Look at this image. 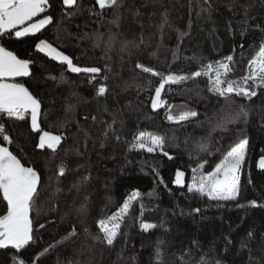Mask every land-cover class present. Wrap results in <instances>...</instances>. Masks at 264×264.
I'll list each match as a JSON object with an SVG mask.
<instances>
[{"label":"trees","instance_id":"trees-1","mask_svg":"<svg viewBox=\"0 0 264 264\" xmlns=\"http://www.w3.org/2000/svg\"><path fill=\"white\" fill-rule=\"evenodd\" d=\"M46 14L53 23L35 36L0 38V46L30 61V75L14 82L40 101L41 129L62 137L54 152L41 149L28 115L16 120L0 114L12 141L0 137V146L41 178L30 213L33 241L20 252L0 249V264H13L14 255L25 264H264V169L257 166L264 157V89L225 102L208 91L205 76L166 85L162 99L174 114L182 106L198 113L174 124L165 108L151 109L161 77L137 67L190 74L232 55L229 78L239 80L264 43V0H121L118 9L103 10L96 0H78L72 9L49 0ZM40 39L74 65L100 73L68 71L36 50ZM101 86L103 96L97 94ZM241 106L246 119L213 131L225 113ZM141 131L164 136L169 155L133 149ZM240 138L249 144L237 199L188 192L192 169L203 163V172L213 171ZM177 170L185 173L184 187L174 183ZM133 192L140 198L110 246L99 222ZM5 211L0 194V215ZM142 222L157 227L145 232Z\"/></svg>","mask_w":264,"mask_h":264},{"label":"snow or ice","instance_id":"snow-or-ice-1","mask_svg":"<svg viewBox=\"0 0 264 264\" xmlns=\"http://www.w3.org/2000/svg\"><path fill=\"white\" fill-rule=\"evenodd\" d=\"M96 3L102 10L106 8L118 9L121 6V0H96ZM48 5L49 0H0V38L14 35L15 38L19 39L35 36L37 33L42 32L43 29L53 23V17L46 14ZM63 5L72 9L78 5V0H63ZM42 13H45L42 18L36 19L41 17ZM72 14L68 13V15ZM118 19L117 16L113 23H117ZM99 39V36H97L98 43ZM35 48L51 59L67 65V70L72 73L99 74L101 71L98 67H78L74 65L73 60L68 55L58 51L43 39L39 40ZM233 60V56L228 55L223 61H217L215 67L210 63L190 74L169 72L165 75L153 68L144 67L142 64H137V67L142 68L146 73L150 72L153 76L161 77L159 86L155 88V94L150 102L151 109L156 111L165 108L166 119L170 123L180 124L181 122L190 121V118L197 117L198 113L182 106L181 110L174 114L172 106L167 105V101L162 99V92L165 90L166 85H179L189 79L205 76L208 77V91L214 96L222 98L225 102L232 101L233 97L251 99L257 95L258 90L264 89V43L259 46L258 51L249 60L248 73L239 80L229 78V74L233 71L231 67ZM29 64V60L20 59L13 51L0 46V114H6L7 117L16 120H24L25 114L30 112L32 131L40 134L38 147L41 149L47 147L54 152L62 137L52 135L41 129L38 123L40 101L23 84L14 82L17 77L30 75ZM213 71L215 72L214 77L210 75ZM93 79H95L94 76ZM89 82L91 83V80ZM106 91L107 89L101 86L97 94L103 96ZM247 116L248 113L243 106L238 110L225 113L221 120L213 126V131L216 129L227 131L229 124L236 123L241 118L246 119ZM0 137L4 142L12 143L3 124H0ZM165 143L164 136L141 131L134 137L131 147L148 153L160 151L163 155L168 156V152L165 151ZM248 144L247 138H240L238 142L226 150V154L223 155V158L211 172L200 171L204 167L203 163H200L198 168H193L192 183L188 185L187 191L206 196L213 201L236 200L240 191V172L245 163ZM200 149L206 151L207 147L206 145H200ZM169 158L171 159V157ZM258 167L264 169V157L258 161ZM64 171L62 165L60 175H63ZM184 177L185 173L177 170L174 183L184 187ZM40 182L41 178L36 170L24 166L8 147H0V194H2L3 201H6V211L3 215H0V249H15L20 252L33 241L34 228L30 213L39 195ZM139 198L140 194L134 193L128 198V201L124 202L117 213L108 217L107 220H100L99 227L103 233L101 239L108 245H113L120 234L121 224L129 214L130 201ZM251 203L256 206L255 201ZM141 208H143V204H141ZM195 211L199 212V209H195ZM40 227H43V225H40ZM141 227L147 232L149 229L157 227V225L142 222ZM46 251L47 249H45ZM157 255H159V252H157ZM13 264H25V261L17 259L14 255Z\"/></svg>","mask_w":264,"mask_h":264},{"label":"rangeland","instance_id":"rangeland-1","mask_svg":"<svg viewBox=\"0 0 264 264\" xmlns=\"http://www.w3.org/2000/svg\"><path fill=\"white\" fill-rule=\"evenodd\" d=\"M22 38H23V37H22ZM43 54H45V53H43ZM45 55H46V54H45ZM55 61H57V60H55ZM57 62H59V61H57ZM213 66L215 67V65H213ZM210 75H212V76L214 77L215 72L213 71L212 73H210ZM154 94H155V92H154ZM154 94H153V95H154ZM52 135H53V134H52ZM38 144H39V143H38ZM0 147H2V146H0ZM261 158H262V157H261ZM261 158H260V159H261ZM260 159H259V160H260ZM257 166H258V164H257ZM260 169H261V168H260ZM200 171H203V169H200ZM240 174H241V172H240ZM191 183H192V179H191ZM191 183H190V184H191ZM134 193H137V192H133L130 196H132ZM130 196L127 197L126 201H128V198H129ZM132 203H133V201H130V205H131ZM123 204H124V203H123ZM123 204H122V206H123ZM122 206H121V207H122ZM121 207H120V208H121ZM120 208H119V210H120ZM119 210H118V211H119ZM118 211H117V212H118ZM117 212H116V213H117ZM114 214H115V213H114ZM111 216H112V215H111Z\"/></svg>","mask_w":264,"mask_h":264},{"label":"crops","instance_id":"crops-1","mask_svg":"<svg viewBox=\"0 0 264 264\" xmlns=\"http://www.w3.org/2000/svg\"><path fill=\"white\" fill-rule=\"evenodd\" d=\"M28 115V117H29V122L31 123V114H30V112L29 113H26L25 114V117ZM39 123V122H38ZM190 183H191V181H190Z\"/></svg>","mask_w":264,"mask_h":264}]
</instances>
